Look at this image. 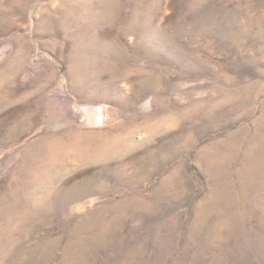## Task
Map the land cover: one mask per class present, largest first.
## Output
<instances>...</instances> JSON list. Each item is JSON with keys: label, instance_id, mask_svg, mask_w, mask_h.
I'll use <instances>...</instances> for the list:
<instances>
[{"label": "rangeland", "instance_id": "rangeland-1", "mask_svg": "<svg viewBox=\"0 0 264 264\" xmlns=\"http://www.w3.org/2000/svg\"><path fill=\"white\" fill-rule=\"evenodd\" d=\"M0 264H264V0H0Z\"/></svg>", "mask_w": 264, "mask_h": 264}]
</instances>
